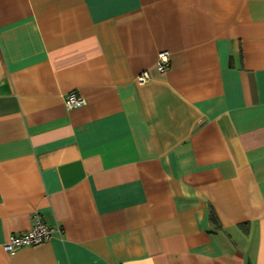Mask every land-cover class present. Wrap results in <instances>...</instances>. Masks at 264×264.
<instances>
[{
  "label": "crops",
  "instance_id": "1",
  "mask_svg": "<svg viewBox=\"0 0 264 264\" xmlns=\"http://www.w3.org/2000/svg\"><path fill=\"white\" fill-rule=\"evenodd\" d=\"M0 264H264V0H0Z\"/></svg>",
  "mask_w": 264,
  "mask_h": 264
},
{
  "label": "built area",
  "instance_id": "2",
  "mask_svg": "<svg viewBox=\"0 0 264 264\" xmlns=\"http://www.w3.org/2000/svg\"><path fill=\"white\" fill-rule=\"evenodd\" d=\"M168 65L169 53L161 52L158 55L157 60L158 70L164 72L167 69ZM148 80H150V76L147 72L142 73L139 77L140 83H145ZM65 101L66 106L69 109L81 108L87 103V100L85 98H83L82 96H78L75 93L66 96ZM54 232L55 229L52 226L37 219L33 227L28 231L19 234H12L8 242L4 245V249L9 253H14L19 248L40 246L50 240Z\"/></svg>",
  "mask_w": 264,
  "mask_h": 264
},
{
  "label": "trees",
  "instance_id": "3",
  "mask_svg": "<svg viewBox=\"0 0 264 264\" xmlns=\"http://www.w3.org/2000/svg\"><path fill=\"white\" fill-rule=\"evenodd\" d=\"M214 216H215V215H213V219H214Z\"/></svg>",
  "mask_w": 264,
  "mask_h": 264
}]
</instances>
